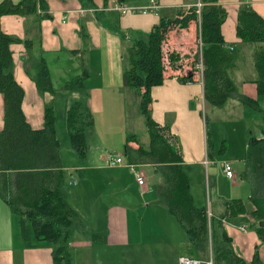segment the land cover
Masks as SVG:
<instances>
[{
	"label": "crops",
	"instance_id": "obj_1",
	"mask_svg": "<svg viewBox=\"0 0 264 264\" xmlns=\"http://www.w3.org/2000/svg\"><path fill=\"white\" fill-rule=\"evenodd\" d=\"M116 1L118 0H46L50 14L47 18L38 20L35 15L19 14L2 17V28L5 32L14 37L34 42V46L31 48L23 42L13 43L10 48L14 57V76L25 90L23 110L33 128L44 127L45 106L54 101L59 137V115L61 116L64 112L67 125V109L74 98L81 96L92 110L95 126H97L98 118L104 124L120 122L119 128L124 131L125 140L122 146L123 148L126 146L130 130H134L133 126L137 124V118L141 117L142 119L143 115L141 109L136 107H134V112L131 111L133 105L135 106L141 101V97L137 90L125 85L123 78L124 70L129 65L132 43L136 39H146L162 17L175 18L179 10L195 7V1L159 0L158 13L141 14L140 12H120L114 7ZM149 1L125 0L123 3L129 7L138 8L147 6ZM218 2L228 10V16L222 25V32L226 47L235 55L234 61L229 66L230 74L237 84L238 91L243 84L250 82V96H246L255 98L258 94L256 83L258 73L254 66L257 45L250 42L245 43L238 36L237 12L241 6L250 5L264 17V0H219ZM198 38L202 52L200 20L192 21L187 28H173L168 32L163 43L166 54V79L164 84L152 88L150 108L154 120L162 126H168L166 137L180 148L183 165L185 169H188L190 180L193 178L192 174L201 175L202 171L207 170V184L211 189L207 202L211 200V205H207L205 199L201 200L199 197L197 199L196 194L192 191L196 203L207 205L213 215L221 216L226 210V200L242 198L239 197L236 187L242 189L243 181L249 182V180L245 179L242 174L239 176L235 170V176L228 177L223 169V159L220 161L221 170L214 174L210 172L212 165L216 164V154L213 148L215 141L212 132L208 129L207 110L212 108L206 102L204 95V73L201 75L196 70L197 63L201 60V54L198 55V61L194 63V60L197 59V57L195 58L196 52L200 53L199 50L198 52L194 49V42ZM40 48L43 49L49 63L53 83L56 87H63L66 82L82 75L84 70L87 71L84 78L83 94L72 92L59 93L54 96L50 92L42 93L38 89L32 74L27 71L26 61L36 55ZM168 49L180 52V55H175L176 60L173 66L167 63L169 61ZM186 75H191L192 79L186 80ZM246 75L250 76L248 81L243 80ZM231 99L224 107L231 103ZM259 105L262 107L261 104ZM4 115V96L0 93V132L4 126ZM208 132H211L213 142L211 153ZM107 134L104 135L103 145L117 150L122 149V146L109 144L106 139L111 138L112 133L108 132ZM262 136L263 129L261 134L256 137ZM136 138H138L137 142L130 143L132 148H138L139 145L147 147L150 143V137L146 142H141L138 136ZM222 144L219 149L220 155L228 153L227 147L225 152L221 151ZM247 148L243 150L241 157L236 156L224 160L241 161ZM61 153L60 149L62 161ZM93 153L91 163H74L70 169L66 168L62 161L61 169L67 180L66 196L81 218V221L67 229L69 230V244L75 250L74 262L79 264L76 252L81 251L84 264H126V252L138 244L140 245L136 231L141 222L137 219V225L132 213L137 207L135 203L142 202L147 206L151 203L156 204L158 211L155 215L159 219L162 217L170 219L169 217L174 216L156 196L150 197L153 189L148 180L144 185H141L135 176L136 172H132L128 166H123V164L114 167L107 166L106 158L112 153L110 151L105 153L95 150ZM119 153L129 163L126 155L120 151ZM207 160L213 161V163H206ZM137 164L154 167L156 170L161 168V164L157 163ZM108 170L113 172H108ZM127 170H130L132 174ZM3 176L4 173L0 170V183ZM205 179L203 175L202 180L198 181L201 186L203 183V186L206 187ZM221 179L225 181L226 186L221 185ZM74 180L76 183H72ZM69 184H72L71 188L74 185L80 190L83 188L85 193H80L78 189L74 188L71 190ZM84 184L93 185L97 191L102 189L101 194L103 195L99 197L97 193H92L90 188L85 189ZM134 186L137 187V192H140L139 195L135 194V190L133 194ZM223 187H226L225 190ZM104 194L109 195L111 199L107 201L103 197ZM213 194L215 198L211 199ZM152 198H154L153 201H151ZM110 201L116 203H110ZM244 203L248 212L225 219L224 227L230 237L232 236L235 249L239 254L248 261H252L258 251L260 258L264 261V241L260 239L257 232L260 222L250 214L254 209L252 202L251 208L246 201ZM151 216L152 213L149 217ZM20 220V216L12 211L0 192V264H54L53 249L56 245L37 240L32 232L31 224H28L30 231L28 240L25 239L22 235ZM250 221H253V226L256 223L259 224L253 229H249ZM242 226H245L246 231L241 229ZM132 234L137 236V240L133 238ZM167 241L169 243L156 244L153 250L156 254L150 264H166L169 261L171 262L168 264H179L180 255L187 254L184 251L194 250L190 247L192 244L187 237L182 236L179 240L167 239ZM29 243L31 245H28ZM189 255L193 254L189 253ZM193 256L198 258L196 255Z\"/></svg>",
	"mask_w": 264,
	"mask_h": 264
},
{
	"label": "trees",
	"instance_id": "obj_2",
	"mask_svg": "<svg viewBox=\"0 0 264 264\" xmlns=\"http://www.w3.org/2000/svg\"><path fill=\"white\" fill-rule=\"evenodd\" d=\"M218 1L205 0L200 15L195 7H191L179 10L175 18L162 17L146 39H136L132 43L129 65L124 70L123 78L126 86L140 94V108L146 119L150 143L147 147L139 145L132 148L130 143L138 141L137 136L132 134L127 138L125 155L129 163L161 164L160 171L164 178L161 201L185 230L191 244L211 243L214 264H264L258 251L252 261L239 254L232 236L224 227L225 219L248 212L244 199H228L221 216H208V206L198 205L195 201L180 148L166 137L168 126L155 121L150 108L152 88L164 84L166 79V54L163 48L166 35L173 28H187L194 20L201 22L206 101L211 106H223L238 94L237 84L229 71L235 55L226 47L222 32L228 10ZM48 10L46 0L0 1V93L5 102L4 126L0 132V170L4 173L0 192L12 211L20 216L25 239L28 240V224H31L37 240L56 245L53 249L54 264H75L67 229L81 218L66 196L67 180L61 169L55 102L45 106L44 127L33 128L23 110L25 90L14 76V57L10 48L16 42H23L31 48L34 42L14 37L2 28L4 15H35L41 20L50 16ZM237 13L238 36L245 43L257 45L254 65L258 73L256 83L259 94L264 95V17L250 5L241 6ZM175 60L170 54V65L173 66ZM26 62L27 71L32 74L42 93L50 92L54 96L67 91L84 93L86 70L63 87H56L43 49L40 48ZM190 78L191 75H186V80ZM243 101L259 108L255 98L245 96ZM66 114L71 144L81 158H87L88 135L95 126L92 110L79 96L72 100ZM208 142L211 153V132H208ZM226 147L224 141L221 151L225 152ZM245 165L241 174L252 185L250 200L254 209L250 214L261 222L264 221V126L262 137L252 135L248 140ZM257 227L260 239L264 241V225Z\"/></svg>",
	"mask_w": 264,
	"mask_h": 264
},
{
	"label": "rangeland",
	"instance_id": "obj_3",
	"mask_svg": "<svg viewBox=\"0 0 264 264\" xmlns=\"http://www.w3.org/2000/svg\"><path fill=\"white\" fill-rule=\"evenodd\" d=\"M198 40L199 38L194 42V49L196 51L198 50L200 51V43ZM170 54L175 57L176 54L180 55V52L177 50L174 51L168 49V55ZM200 54L201 51L200 53L196 52L195 58L197 57V59L194 60V63L198 61V55L200 56ZM167 63H169V61ZM248 79H250V76L246 75L243 80L248 81ZM63 93L68 94L69 92L67 91ZM246 95L250 96V82H246V84H243L241 86V88L238 91V94H236L235 97L231 99L230 101L231 103H229V105H227L226 107H224V105L223 108L222 106H213V105L211 106V104L208 102V104L212 108L207 110L208 129L213 134L212 136L215 141V146L213 148L216 154V160H215L216 164L212 165L211 167L212 169L210 171L213 174L214 172H218V170L219 171L221 170L220 161H222V159L223 161H225L224 159H231L232 157H236V156L241 157L243 154V150L247 148L249 137L252 136L253 134L254 136H259L261 134L264 125V95H260L258 92V94L255 96L259 108L244 102L243 98ZM259 104H261L263 108L260 107ZM134 107H136L137 109H141L140 102L135 104V106L133 105V107L131 108L132 112H134ZM138 114L139 113L137 111V115ZM145 123H146V119L143 115H142V119L141 117L137 118V124L133 126L134 130H130L131 133L129 135L136 134L140 138L141 142H146L149 139V134ZM96 125L97 126H95V130L93 129L94 131L92 130L88 135V147H87L88 156L87 158H81L71 144L70 136L66 127L64 112L61 116L59 115L58 129H59V137L61 141V150H62L61 154H62L63 165L66 166V168L70 169L74 163H81V162H84L85 164H87L88 162L91 163L93 161V154H94L93 152L95 150L105 153L110 151L114 154H117L120 151L125 154V146L124 148L122 146L124 145L125 142L124 131L119 128L121 125L120 122L114 121V122H106L104 124V122H102V120L98 118V123ZM108 132L112 133V137L106 139L108 143L111 144L112 146H122V149L117 150V149L109 148L107 145H103V139H105L104 135L107 134ZM107 136L110 135L107 134ZM224 141L227 145L228 153L220 155L219 149ZM245 153L246 152L244 151V156L241 161L231 162V160L230 161L226 160L229 163H231L233 169L237 172L239 176H241V173L245 170V166H246ZM136 165L138 171H142L144 173L146 181L148 180L149 184L153 189V192L151 193L150 197L156 196L157 199L161 201L160 191H161V187L164 184L162 171L158 169L156 170L154 167H150V166H145V165L141 166L140 164H136ZM123 166H128V162H126L125 159ZM187 170L188 169H186V172L189 175V172ZM108 172H113V171L108 170ZM128 172L131 173L130 170ZM192 175L193 178L192 180H190L191 191H193L196 194L197 199L199 197L201 200L205 199V201L207 202L208 198H210V191H211V189L208 187L207 184V170H205L204 172L202 171L201 175H196V174H192ZM203 175L206 178L205 179L206 187L203 186V183L201 186V183L198 182L202 180ZM94 176L95 174L92 176L93 179ZM239 180L243 181L242 179ZM221 185L226 186V183L223 179H221ZM83 186H86L84 187L85 189L90 188L91 192L95 194L97 193L99 197H101L100 195H103L101 194L102 189H99V191H97V189L93 185L84 184ZM243 186L244 187L242 189L238 187H236V189L238 191V194L240 195L239 197L244 198V201H246L247 205H250L251 208L252 204L249 200V195H251L252 185L250 182L243 181ZM69 187L71 190L74 188V189H78L80 193H85L83 188H81L80 190L79 187H77L76 185H74V187L71 188L72 184L71 185L69 184ZM225 188L226 187H223L224 190ZM134 190L136 191L135 193L136 195L140 194V192H137L136 186H134L133 188V194H134ZM103 197L107 201L111 199V197L107 194H104ZM214 198L215 195L213 194V198L211 199ZM81 199L84 202L83 197H81ZM153 200L154 198H152L151 201ZM210 202L211 200L207 202V205L210 206L211 205ZM110 203H116V202L110 201ZM135 205L137 207L132 213H133V217L135 218L134 221L137 222V225H138L137 219H139L141 222L139 223V226L137 227L138 230L136 231L138 233V238L140 239V245L138 244L136 247H133L132 249L126 252V259H125L126 264H150V262H152L153 260L154 255L156 254V252L153 251L154 248L156 247V244H160L163 242L169 243L167 239L179 240L182 236L184 238L186 237L188 238L185 230L177 222L175 217H169L170 219H166L163 217L160 219L157 218V216L155 215L156 212L158 211L156 204L151 203L147 206V204L143 205L142 202L140 203L136 202ZM151 213L152 216L149 217ZM141 217L143 218L142 220L140 219ZM252 222L253 221L249 222V229H253L255 226L259 224L256 223L253 226ZM133 238L137 240V236L133 235ZM190 247L194 248V250H188L184 252H186L187 255H189V253H192L193 255H196L198 258H203L202 259L203 261H208L212 255V249L207 243L196 242V243H192ZM76 255L78 256L79 264H84V260H82V252L77 251ZM170 262L171 261H169L168 263Z\"/></svg>",
	"mask_w": 264,
	"mask_h": 264
},
{
	"label": "built area",
	"instance_id": "obj_4",
	"mask_svg": "<svg viewBox=\"0 0 264 264\" xmlns=\"http://www.w3.org/2000/svg\"><path fill=\"white\" fill-rule=\"evenodd\" d=\"M195 8L198 12V14H201V10L203 6L205 5V0H194ZM114 7L119 10L122 13L127 12H140L141 13H158L160 9V2L159 0H150L149 4L145 7H129L123 2L116 1L114 4ZM203 51L201 52V60L197 63L196 70L203 75L204 71V63H203V57H202ZM190 82V81H187ZM107 166L114 167V166H120L124 163V156L122 154H113L110 153L106 158ZM206 163H213V161H206ZM224 172L227 174L228 177L233 178L235 176L234 169L228 161H222ZM128 167L131 171L136 172L137 181L144 185L146 183L145 175L142 171H138L137 165L135 163H128ZM72 183H76V180H74ZM212 215L211 211L209 210V215ZM225 222V220H224ZM243 231H246L245 226L241 227ZM206 262V264H214L213 257L209 258L208 261H203L199 258L182 254L179 257V264H203Z\"/></svg>",
	"mask_w": 264,
	"mask_h": 264
},
{
	"label": "water",
	"instance_id": "obj_5",
	"mask_svg": "<svg viewBox=\"0 0 264 264\" xmlns=\"http://www.w3.org/2000/svg\"><path fill=\"white\" fill-rule=\"evenodd\" d=\"M260 225L263 226L264 225V221H261ZM203 264H206V263L204 262Z\"/></svg>",
	"mask_w": 264,
	"mask_h": 264
}]
</instances>
